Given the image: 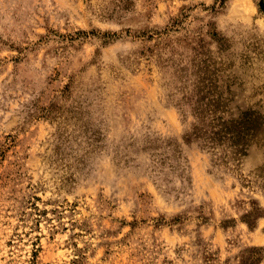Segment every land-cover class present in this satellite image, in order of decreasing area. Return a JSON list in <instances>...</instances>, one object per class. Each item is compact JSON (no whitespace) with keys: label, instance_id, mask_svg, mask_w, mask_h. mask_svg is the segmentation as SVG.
I'll return each mask as SVG.
<instances>
[{"label":"rangeland","instance_id":"1","mask_svg":"<svg viewBox=\"0 0 264 264\" xmlns=\"http://www.w3.org/2000/svg\"><path fill=\"white\" fill-rule=\"evenodd\" d=\"M220 91L264 123L255 0H0V264H264V125L222 161L175 104Z\"/></svg>","mask_w":264,"mask_h":264},{"label":"trees","instance_id":"2","mask_svg":"<svg viewBox=\"0 0 264 264\" xmlns=\"http://www.w3.org/2000/svg\"><path fill=\"white\" fill-rule=\"evenodd\" d=\"M255 1L258 13L264 16V0ZM218 93L217 98L207 102H203L202 97L193 101L188 96H181L175 104L183 123H188L190 117L194 120L189 135L203 147L213 151L220 149L222 161L230 159L237 162L252 144L262 139L263 118L252 112H242L238 117L229 116L228 101L223 99L221 91Z\"/></svg>","mask_w":264,"mask_h":264}]
</instances>
